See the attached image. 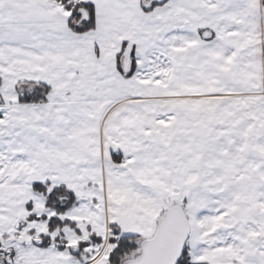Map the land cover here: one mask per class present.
Instances as JSON below:
<instances>
[{"label": "snow or ice", "instance_id": "obj_1", "mask_svg": "<svg viewBox=\"0 0 264 264\" xmlns=\"http://www.w3.org/2000/svg\"><path fill=\"white\" fill-rule=\"evenodd\" d=\"M0 264H264V0H0Z\"/></svg>", "mask_w": 264, "mask_h": 264}]
</instances>
